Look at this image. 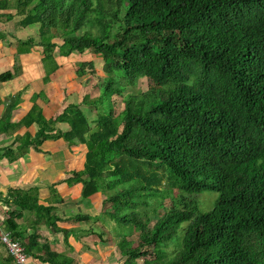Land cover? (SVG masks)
Returning a JSON list of instances; mask_svg holds the SVG:
<instances>
[{"label": "trees", "instance_id": "1", "mask_svg": "<svg viewBox=\"0 0 264 264\" xmlns=\"http://www.w3.org/2000/svg\"><path fill=\"white\" fill-rule=\"evenodd\" d=\"M17 5L24 9L23 27H41L45 62L54 60L57 47L64 57L89 51L104 60L102 93L84 96L81 103L89 110L102 108L93 128L79 105L69 104L49 120L34 105L17 126L36 124L38 131L17 141L22 155L41 152L49 140L62 139L69 149L86 146L83 169L65 182L81 183L85 204L94 193L106 194L113 209L107 216L121 227L117 242L125 264H138L139 258L143 264H264V0H19ZM57 38L60 45L53 43ZM23 44L27 52L35 46L33 40ZM87 65L93 62H79L76 74L84 75ZM56 67L48 68L46 81ZM14 76L8 71L0 80ZM141 77L148 78L149 89L127 92ZM114 94L123 99L119 114ZM163 184L189 195L215 192L218 199L203 213L198 204L173 194L167 208ZM38 190L8 191L4 201L15 209L5 225L28 255L75 264L41 242L42 225L63 232L66 241L74 231L59 228L62 218L55 206L39 203ZM150 200L157 217L151 226L146 212L144 219L139 212ZM26 215L33 224L27 237L18 224ZM134 229L138 245L128 239ZM175 241L179 246L169 252Z\"/></svg>", "mask_w": 264, "mask_h": 264}, {"label": "crops", "instance_id": "2", "mask_svg": "<svg viewBox=\"0 0 264 264\" xmlns=\"http://www.w3.org/2000/svg\"><path fill=\"white\" fill-rule=\"evenodd\" d=\"M18 1L0 0V75L8 71L15 73L11 79L0 80V196H6L10 189L38 187L39 203L55 206L56 215L62 218V221L58 222L59 228L74 231L66 241L63 232L53 233L42 225L39 227L41 242H47L52 250L70 256L75 264H84L85 259L101 258L100 255L105 254V251L104 244L99 245V242L106 237L112 238V231L104 228L106 232H101L102 228L100 230L92 228L93 224H102L99 219L88 222L72 220L77 215L93 217L98 211L90 213L91 202L95 196L104 194L102 192L92 194L88 199L89 204H85L80 201L81 183L69 185L65 182L72 177V172L83 169L86 146L77 144L69 149L62 139L49 140L43 143L41 152L30 149L22 155L17 138L23 137L26 133L35 136L38 126L17 125L34 105L42 108L44 117L49 120L61 115L69 104L79 105L83 111L81 104L83 97L89 95V99H94L98 95L91 94L93 81L89 80V77L82 79L76 74L79 62H88L86 54H71L64 57L59 54L57 47L52 54L54 60L45 62V49L39 45L41 27L39 24L22 26L21 22L25 15L24 9L17 5ZM29 40H33L35 46L27 52L29 47L23 43ZM55 40L53 43H57ZM54 67L56 68L50 74V79L46 81L48 68ZM84 80L91 82L83 83ZM58 126L64 130L68 127L63 124ZM9 149L11 152L6 154ZM75 200L77 210L68 208L69 202ZM14 209L11 207V211ZM18 224L25 237L33 234L32 215H26L18 220ZM98 236L103 239H98ZM0 264H17L1 241ZM26 264L49 263L29 255Z\"/></svg>", "mask_w": 264, "mask_h": 264}, {"label": "rangeland", "instance_id": "3", "mask_svg": "<svg viewBox=\"0 0 264 264\" xmlns=\"http://www.w3.org/2000/svg\"><path fill=\"white\" fill-rule=\"evenodd\" d=\"M86 30L87 28L84 27L82 30L78 31L77 34L81 35ZM96 33L102 35L104 32L98 29ZM114 33H115V30L111 32V35H114ZM55 41L58 43V45L61 44L60 39L57 38ZM85 54H86V61H92L93 65L92 66L87 65L84 67L86 68V75L81 76V78L85 79V77H89V80L91 79V81H93L91 85V89H90L91 94L92 95L94 94L93 96L95 95L99 96L103 90L102 85H103L104 77L107 75L103 67L104 60L100 56L92 55L91 53H89V51H86ZM91 81L84 80L83 83H87ZM149 85H150V82L148 78L141 77L137 80V83L135 84V86H131L129 87V89H127V92H133V93L134 92H144L149 89ZM112 104H113V108L116 114H119L123 111L124 104H123L122 96L118 94H114L113 99H112ZM88 108L90 109V107ZM88 108L83 107V111H84L86 118L90 122V126L93 128L96 115H98V113L102 110V108L98 107L95 110L93 109L89 110ZM162 191L168 192L166 193L167 195L166 199H164L163 201L164 207H167V208L172 203L170 196L173 194L176 196H184L187 201H190V202L192 201L198 204L203 213L210 212L214 208L215 203L218 199V194L215 192H206L201 195H189V194L184 193L181 190H178L177 188L174 189V191L170 192L168 187L165 186V184H163ZM56 195L58 197V194ZM106 201H107V197L104 194L95 196L92 202L90 201L92 204V209L90 210V213L98 211L93 214V217H100L99 222L102 223L98 225L93 224L92 228L95 230H100L102 228L101 232H106L104 230V228H106L108 229V231H112V238L106 237L104 240H101V242H99V245L104 244V251H105V254L100 255L99 253L101 258L85 259L83 261L84 264H125V261L127 259V256L122 255L120 247L118 246V242H117L120 239L118 232L121 231V227L116 223L115 220H112L111 217L107 216V213L111 214L113 212V209H112V205ZM149 203H150L149 205L143 208L141 207L139 209V212H141L143 215L142 219H144V216L147 215V218L151 220L150 222V226H151L153 225L154 222H156L157 217L154 214V207H155L154 200H150ZM75 205H77L76 200L71 201L69 202L68 208H71V209L75 208L77 210ZM78 210H79V206H78ZM143 211L146 212V215L144 214ZM187 224L188 223L184 224V228L187 226ZM180 232H181L180 235H183L184 230H181ZM98 239H103V238H100L98 236ZM128 239H131L134 242V245H138L140 243L139 231L134 229L132 233L128 235ZM177 246H179L178 241L171 242L170 246L168 247V251L173 252ZM137 263L143 264V258H139Z\"/></svg>", "mask_w": 264, "mask_h": 264}, {"label": "built area", "instance_id": "4", "mask_svg": "<svg viewBox=\"0 0 264 264\" xmlns=\"http://www.w3.org/2000/svg\"><path fill=\"white\" fill-rule=\"evenodd\" d=\"M5 196H0V241L8 250V253L17 264H26L29 260L25 245L20 239L14 238L6 225V219L11 212V206L4 201Z\"/></svg>", "mask_w": 264, "mask_h": 264}, {"label": "bare ground", "instance_id": "5", "mask_svg": "<svg viewBox=\"0 0 264 264\" xmlns=\"http://www.w3.org/2000/svg\"><path fill=\"white\" fill-rule=\"evenodd\" d=\"M23 243V242H22Z\"/></svg>", "mask_w": 264, "mask_h": 264}]
</instances>
